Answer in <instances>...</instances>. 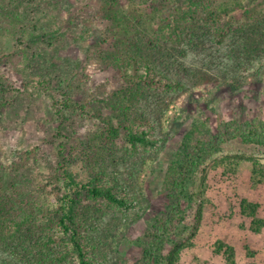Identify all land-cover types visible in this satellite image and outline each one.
<instances>
[{
  "label": "trees",
  "instance_id": "1",
  "mask_svg": "<svg viewBox=\"0 0 264 264\" xmlns=\"http://www.w3.org/2000/svg\"><path fill=\"white\" fill-rule=\"evenodd\" d=\"M99 1L100 15L113 22L107 34L99 27L95 31L90 0H0V24L16 23L22 32L11 61L21 55L26 60L28 49L48 62V69L38 77L28 75L22 87L0 82V116L18 100L36 104L47 95L58 124L53 134L57 141L48 153L40 147L17 150L9 167L0 158V172L9 175L6 189L0 182V264H116L107 232L99 231L100 220L110 212L126 214L138 197L122 191L105 155L110 157L121 142L137 155L159 151L164 139L156 115L151 117L160 104L152 99L157 90L191 88L199 80V65L227 78L264 56V16L237 24L222 19L211 0H132L153 7L158 20L150 32L136 26L137 16L123 6L111 9L119 0ZM21 8L33 13L30 23L22 21ZM54 14L59 21L50 30L46 18ZM92 34L97 41L89 40ZM103 43L99 59L120 72L115 88L109 80L90 85L82 66L91 57L81 44L93 48ZM73 45L84 54L76 71L73 62L52 53L56 48L70 51ZM191 53L194 58L187 64L184 57ZM11 61L1 56L0 67ZM242 72L234 76L238 83ZM86 120L97 124L113 148L103 150L78 136V123ZM235 140L264 149V119L195 116L167 165L159 191L167 205L136 240L142 250L130 264H179L185 251L199 246L206 206L219 197L233 198L235 204L231 202L228 214H219L224 237L213 242L214 256L235 264L239 248L248 259L264 250V244L257 249L251 245L260 242L256 239L264 230V194L241 193L237 187V175L248 163L250 184L261 189L264 162L255 153H224V145ZM226 182L233 187H223ZM85 198L94 204L93 219ZM60 234L68 237L61 247ZM191 264L203 263L194 256Z\"/></svg>",
  "mask_w": 264,
  "mask_h": 264
},
{
  "label": "rangeland",
  "instance_id": "2",
  "mask_svg": "<svg viewBox=\"0 0 264 264\" xmlns=\"http://www.w3.org/2000/svg\"><path fill=\"white\" fill-rule=\"evenodd\" d=\"M90 1L93 5L92 15L97 19L94 23L95 31L99 27L107 34L111 30L113 22L100 15L99 0ZM211 1L222 19L230 18L237 24L264 16V0ZM119 2V5H112L111 9L123 6L127 12L137 16L138 20L136 21L138 23L134 22L136 26L143 27L144 30L150 32L155 31L158 19L155 17L152 6L149 4L138 5L132 0H119ZM32 14L30 9L21 8L20 10L22 21L26 23H30L29 19ZM57 17L54 14L52 17L46 18L50 30L53 26H57L59 21ZM100 32L101 30L98 31V34ZM21 35L22 32L16 23L11 25L0 24V57L2 56L5 61H11L9 55L17 49ZM89 40L97 41V34L90 35ZM81 45L91 57L88 63L82 62L90 85L95 86L100 81L109 80L112 88L119 86L120 72L106 65L103 58L99 59V56H101L99 55L100 49L105 44L93 48L92 46L87 48L83 44ZM262 45L264 46V42H262ZM71 48L73 49L65 52L63 49L60 51L59 48H56L52 53H55L58 58H64L63 61L73 62L72 68L76 71L75 63L84 54H81L75 45ZM26 51L25 54L28 55L26 60L22 55L15 56L11 63H5L6 65L3 64L4 67H0V82L4 81L16 87H22L28 75L38 77L48 69L46 64L48 62L36 59L33 50L27 49ZM193 58L194 54L191 53L188 57H184V60L189 64ZM206 60H208L207 57ZM55 61L58 62L56 59ZM197 69L200 71L199 80L191 88L174 92L162 87L152 97L153 100H160L156 112L151 114L152 118H154V114L156 115L160 125L158 126L161 128L160 135L164 139L160 143L158 152L137 155L131 151H126L127 144L121 142L119 147L114 148V151L109 153L110 157L105 155L107 167L110 168V171H113L111 177L117 175L122 191L138 197L137 202H135L137 203L136 206L126 214L110 212L103 214V218L100 220L102 224L99 231L102 233L107 232L116 264L134 262V256H139L140 249L142 250V248H138L136 240L146 232L153 215L158 210L160 211L166 207L168 199L159 191L162 187L167 165L171 161L172 153L178 149L183 134L190 127L198 113H204L205 117L210 114L225 120H229L234 116L264 119V56L249 61V67L246 71L244 69L237 70L235 73L232 72V75L229 74L227 78H223L218 70L209 68L206 65H199ZM242 71L245 76L241 77L239 80L242 81L238 83L234 76ZM149 105L152 104L149 103ZM57 126L47 95L44 96L41 102L36 104H30L26 99L18 100L0 116V158L9 167V164L16 157L17 150L40 147L42 152L48 153L53 149V141H57L53 137ZM77 134L85 141L94 140L93 142L97 143L103 150L113 148L108 141L101 137L97 124L92 121L79 122ZM223 152L255 153L260 155L264 162L263 148L259 149V147L244 144L241 140L226 143ZM249 172L250 165L246 163L243 170L237 175L239 177L238 190L241 193L246 191L248 194L256 192V194L263 195L264 185L261 186L262 188L260 187L261 189L252 187L248 178ZM0 182L2 189L8 187L9 175L7 170L0 172ZM231 183L226 182L222 185L226 188H232ZM251 195H254V193ZM219 199L220 197L217 200L214 199L216 204L206 206L203 230L205 226L206 228L197 242L199 246L197 245L193 250L185 251L179 264H191L194 256H199L203 264H231L225 259L221 260L219 256H214L213 248H211L217 238L224 237L222 229L217 224V220H220L219 214H223L224 211L228 214L234 208V206H230L231 202L235 204L233 198ZM84 202L89 205V219H93L94 204H90L91 200L89 198H85ZM262 215L264 216V210ZM97 221L95 223L100 225V222ZM258 239H260V242L257 243L256 241V243L251 244L255 249L264 244V230L256 240ZM66 243H68V237L60 234L58 237L59 246L61 247ZM240 249L237 250L235 264H252L253 260L256 264H264V250L260 251L256 257L248 259L246 252Z\"/></svg>",
  "mask_w": 264,
  "mask_h": 264
}]
</instances>
